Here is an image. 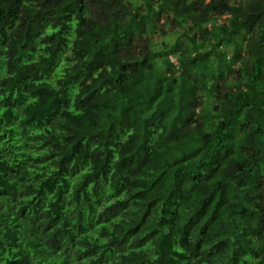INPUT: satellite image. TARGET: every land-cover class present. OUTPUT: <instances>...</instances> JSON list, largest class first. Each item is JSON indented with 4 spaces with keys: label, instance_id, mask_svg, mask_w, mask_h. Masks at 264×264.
<instances>
[{
    "label": "trees",
    "instance_id": "trees-1",
    "mask_svg": "<svg viewBox=\"0 0 264 264\" xmlns=\"http://www.w3.org/2000/svg\"><path fill=\"white\" fill-rule=\"evenodd\" d=\"M0 264H264V0H0Z\"/></svg>",
    "mask_w": 264,
    "mask_h": 264
},
{
    "label": "clouds",
    "instance_id": "clouds-1",
    "mask_svg": "<svg viewBox=\"0 0 264 264\" xmlns=\"http://www.w3.org/2000/svg\"><path fill=\"white\" fill-rule=\"evenodd\" d=\"M175 41H174V38H173V40L171 41V43H170V45L168 46V47H171V45L174 43ZM164 50V48H153V51H163Z\"/></svg>",
    "mask_w": 264,
    "mask_h": 264
}]
</instances>
